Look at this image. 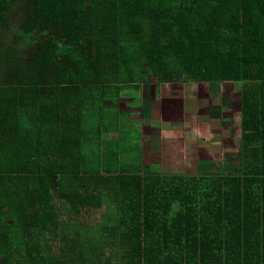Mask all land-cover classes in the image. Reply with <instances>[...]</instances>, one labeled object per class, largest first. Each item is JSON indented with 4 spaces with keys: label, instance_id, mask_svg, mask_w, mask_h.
Here are the masks:
<instances>
[{
    "label": "trees",
    "instance_id": "1",
    "mask_svg": "<svg viewBox=\"0 0 264 264\" xmlns=\"http://www.w3.org/2000/svg\"><path fill=\"white\" fill-rule=\"evenodd\" d=\"M176 74L241 85L236 163L142 165ZM0 264H264V0H0Z\"/></svg>",
    "mask_w": 264,
    "mask_h": 264
},
{
    "label": "rangeland",
    "instance_id": "2",
    "mask_svg": "<svg viewBox=\"0 0 264 264\" xmlns=\"http://www.w3.org/2000/svg\"><path fill=\"white\" fill-rule=\"evenodd\" d=\"M180 79V75L176 74L171 84L173 88L154 82L156 87L161 85L156 89L161 96L165 95L164 89L169 91L166 99L156 103L157 109L161 108V114L158 110L157 113L163 131L154 127L152 132L147 129L142 135L143 141L148 138L153 145V149L146 148L150 151V157L154 153L151 163L158 162L165 174L194 173L197 169H207L217 159L236 163L239 159L235 146L238 141L241 85L228 82L195 83L191 89ZM190 99L196 101L193 104L195 119L199 124L201 120V128L199 124L194 127L193 119L190 121L186 116L190 115L187 114ZM170 125L179 128H171ZM137 137L139 139L134 141L135 145L142 147L140 135Z\"/></svg>",
    "mask_w": 264,
    "mask_h": 264
},
{
    "label": "crops",
    "instance_id": "3",
    "mask_svg": "<svg viewBox=\"0 0 264 264\" xmlns=\"http://www.w3.org/2000/svg\"><path fill=\"white\" fill-rule=\"evenodd\" d=\"M161 86V85H159ZM159 86H155V83L154 82H151V83H146L142 86V89H140V92L139 93H136V94H133L134 96L128 98L125 102H121L118 106V109H119V112L120 113H131L133 115H135V119H136V126L135 127H132V128H127V130H130L129 132H131L133 134V136H131V138H133V140L137 141L139 138L138 137H135L134 135L138 136L140 135V137L143 135V133L149 129L150 132H152L151 130L154 128V127H158L159 130L163 129L164 128H161L160 129V122H159V114H161V111L159 109H157L158 107L156 106V103L160 102L159 100H162V99H166L167 97V92L169 91V89L167 90L164 89V93L165 95L161 96L162 94H158L157 90ZM170 87V88H173L171 85H162V87ZM191 89L193 87L189 86ZM161 90V89H160ZM163 93V94H164ZM189 104L191 103L190 105V108L187 112V114H190V115H186L188 116L189 120L191 121V119H193V125L194 127L199 124L198 121L195 119V113H196V110L195 109V106L193 105L195 101V99H190L188 100ZM160 106V105H159ZM157 110H158V113H157ZM163 124H165V122H163ZM172 124V122L170 123ZM175 124V123H174ZM200 124H202L201 120H200ZM200 124H199V128L200 127ZM167 125V124H166ZM163 127V125H161ZM171 128H179V127H174V126H171ZM198 128V129H199ZM159 133V132H158ZM115 137V134L112 132L111 134H104L103 135V139L104 138H114ZM138 138V139H137ZM143 136L141 137V143H142V147L140 145V156H141V162H142V165L143 166H150V165H154V164H159L158 162L157 163H151L150 159H152L153 154H151V157H150V151H147L146 148L147 147H152L150 149H153V145L148 142V138H146V141H143ZM112 140V139H111ZM197 140V139H196ZM156 148H158L157 146H155Z\"/></svg>",
    "mask_w": 264,
    "mask_h": 264
}]
</instances>
